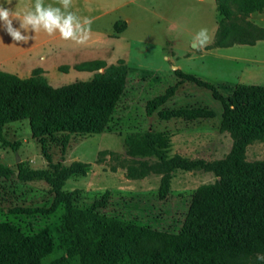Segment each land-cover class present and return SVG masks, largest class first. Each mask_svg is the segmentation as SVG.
<instances>
[{
    "label": "trees",
    "instance_id": "1",
    "mask_svg": "<svg viewBox=\"0 0 264 264\" xmlns=\"http://www.w3.org/2000/svg\"><path fill=\"white\" fill-rule=\"evenodd\" d=\"M216 3L224 18L206 49L254 45L264 39V27L248 19L252 12L264 8V0H216ZM124 26L122 20L115 23L117 32ZM73 68L95 73L88 80L53 87L41 68H34L25 78L0 70V132L4 125L28 120L31 136L49 158L47 141L58 135H62L60 146L65 149L70 135L105 130L125 89L126 62L118 59L106 65L105 61L95 59L76 63ZM60 69L68 71L67 66ZM99 69L103 71L98 72ZM174 74L176 83L146 102V114L158 110L174 95L178 85L191 82L208 89L220 102V128L228 131L233 140L224 158L205 161L179 154L170 156V134L166 131L125 136L128 154L158 159L153 167L164 173L160 198L167 194L172 169H203L218 176L215 182L197 187L179 232L168 233L99 213L96 209L105 203L108 192L88 207L76 206L79 190L64 191L62 186L71 175H85L89 163L73 161L67 167L57 163L52 173L19 170L24 179H46L53 200L49 207L9 209L14 220L0 221V264H57L43 262L53 250L44 221L57 209L63 210L64 225L72 239L69 254L77 255L80 264H259L256 257L264 254V159L247 161L245 151L253 141L264 143V83H237L231 94L224 96L215 84L195 74L180 69H175ZM210 116L212 112L201 108L159 111L162 120ZM136 171L129 168L130 175ZM9 173L0 164V176L7 178Z\"/></svg>",
    "mask_w": 264,
    "mask_h": 264
},
{
    "label": "rangeland",
    "instance_id": "2",
    "mask_svg": "<svg viewBox=\"0 0 264 264\" xmlns=\"http://www.w3.org/2000/svg\"><path fill=\"white\" fill-rule=\"evenodd\" d=\"M164 20L155 23L152 46L139 53L132 61V71L127 77L125 89L112 113L108 125L101 133L70 135L65 149L60 146L62 135L47 141L46 158L40 144L31 136L28 120H20L2 127L0 132V164L10 170L7 178L0 176V221L14 220L9 209L15 206L49 207L53 200L51 185L43 177L24 179L22 172L43 170L52 173L53 165L67 167L73 161L88 162L85 175L74 174L65 180L64 191L79 190L74 203L80 208L90 206L107 193L105 203L96 209L101 214L142 226L177 233L186 217L191 198L198 186L213 183L218 179L211 171L203 169H172L169 172V186L165 198L159 197V188L164 173L153 165L159 161L155 156H132L128 154L124 138L134 132H161L170 134L169 155L179 154L189 159L212 161L224 158L231 150L233 140L228 131L220 128L222 107L211 92L191 82L177 86L170 97L152 115L145 112V104L152 97L161 94L176 83L169 61L164 60L162 41ZM148 34V27H144ZM35 40L42 34H34ZM33 35V36H34ZM43 37V36H41ZM147 37V35L145 36ZM185 38V35L181 39ZM70 43H72L70 41ZM177 47L183 50L184 44ZM192 46V44H191ZM250 47V45H249ZM264 53V50L256 51ZM120 54V51H118ZM198 54H200L198 52ZM117 55V54H116ZM115 62L116 56L108 55ZM47 62L45 77L53 87L69 84L76 80H88L89 71L73 68L75 61L84 56L57 54ZM82 57V58H81ZM143 58L142 60H140ZM139 60V62H137ZM60 63L59 66L53 65ZM185 72L211 81L224 96L230 95L234 85L263 84L264 63L233 60L204 54L190 59L184 56L174 60ZM67 66L68 71L60 69ZM146 71V72H145ZM137 76V77H136ZM145 76V77H144ZM147 76V77H146ZM201 108L212 112V116L197 119L173 117L162 120L159 111L165 109ZM247 161L264 159V143L253 141L246 147ZM137 171L130 175L129 168ZM143 169V174L142 173ZM53 241L52 252L43 259L44 263L80 264L77 255H70L72 239L64 225V213L57 209L45 218ZM262 264V261H259Z\"/></svg>",
    "mask_w": 264,
    "mask_h": 264
},
{
    "label": "crops",
    "instance_id": "3",
    "mask_svg": "<svg viewBox=\"0 0 264 264\" xmlns=\"http://www.w3.org/2000/svg\"><path fill=\"white\" fill-rule=\"evenodd\" d=\"M43 2L45 5L59 6L57 0H43ZM0 5L11 8L17 16L22 18L25 12L34 9L35 0H11L10 4L7 0H0ZM70 10L81 19L92 20L90 39L84 45L65 41L60 38L58 32L49 36L43 30L37 33L30 30L25 32L24 34H42L43 36L31 40L28 44L15 43L2 27L3 22L0 21V70L25 78L30 76L34 68H41L42 75L45 77L47 62L55 59L58 53L73 55L75 52H81V56L84 57H81L80 61H75L74 64L100 59L109 65L118 59H123L128 66L127 77H130L132 71L134 72L132 61L142 56L133 52L144 51L157 42V39L153 37L154 27L155 23L158 24L161 20L165 23L162 41L163 56L165 61H169L173 74L175 69H180L179 65L174 63L180 55L194 59L204 54H211L233 60L264 63V53L253 52L257 48L260 51L264 50V39L250 47L242 44L212 49L194 47L193 37L201 28L208 29L213 41L218 25L224 18L216 0H73ZM248 19L264 27V8L252 12ZM119 20L124 21L125 26L117 32L115 23ZM19 24V18L13 20L14 27H19ZM144 27L149 28L148 34L144 33ZM184 35L185 38L181 39ZM181 41L184 47L177 53L176 49L181 45ZM107 54L116 56L115 62H111L112 59L108 60ZM53 65L59 66L60 63ZM102 71L103 69L98 70V72ZM89 72L95 73V71Z\"/></svg>",
    "mask_w": 264,
    "mask_h": 264
},
{
    "label": "clouds",
    "instance_id": "4",
    "mask_svg": "<svg viewBox=\"0 0 264 264\" xmlns=\"http://www.w3.org/2000/svg\"><path fill=\"white\" fill-rule=\"evenodd\" d=\"M10 4L11 0H7ZM59 6L52 4L45 5L43 0H35L33 10L25 12L23 17L17 16L11 8L0 5V21L2 27L11 37L13 42L28 44L35 40V35L24 34L25 32L37 33L41 30L49 36L59 33L60 38L65 41H72L79 45L86 44L90 39L92 20L81 19L70 9L73 0H57ZM19 18V27L13 26V20ZM24 30V31H22ZM212 42V36L207 28H201L193 37V45L197 49H204ZM256 259L264 261V254H258Z\"/></svg>",
    "mask_w": 264,
    "mask_h": 264
}]
</instances>
